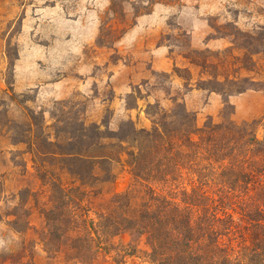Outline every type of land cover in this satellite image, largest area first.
<instances>
[{"label": "rangeland", "instance_id": "1", "mask_svg": "<svg viewBox=\"0 0 264 264\" xmlns=\"http://www.w3.org/2000/svg\"><path fill=\"white\" fill-rule=\"evenodd\" d=\"M139 17H148V23L131 33ZM262 28L264 0H0V255L22 252L25 244L35 264H117L114 248L130 242L123 234L111 243L110 254L85 256L71 251L65 241L58 255L48 254L40 242L45 221L35 208L30 210L31 230L14 232L9 214L19 203L15 195L43 189L26 146L13 145L27 130V114H43L51 127L64 128L78 118L86 124L107 122L117 131L132 120L138 129L151 131L163 111L182 103L202 128L209 118L223 121L228 99L235 108L233 120L255 122L261 138ZM157 46L169 49V60L154 68ZM244 79L259 83L262 90L230 98L212 92L231 91L216 81ZM149 104H159L151 110L154 117L147 115ZM133 146L124 144V151ZM121 155V162L98 165L97 180L84 187L92 211L111 214L119 222L134 218L147 199L145 185L134 178L127 155ZM59 176L66 186L80 185L68 175ZM117 195H126L129 207L119 208ZM124 264L146 263L128 258Z\"/></svg>", "mask_w": 264, "mask_h": 264}, {"label": "trees", "instance_id": "2", "mask_svg": "<svg viewBox=\"0 0 264 264\" xmlns=\"http://www.w3.org/2000/svg\"><path fill=\"white\" fill-rule=\"evenodd\" d=\"M215 84L231 87L227 93L212 91L228 98L262 90L249 79ZM159 108L149 104L147 115L154 117L151 110ZM234 114L226 99L223 121L209 118L199 128L196 116L177 103L162 112L151 131L138 129L132 120L117 131L107 122L86 124L78 118L64 128L51 127L43 114H27V130L13 145L26 146L43 189L15 195L19 203L9 214L12 229L29 232L35 208L45 221L41 245L52 255L61 252L65 241L81 255H108L113 240L128 234L130 242L114 248L117 264L128 258L146 264H264V133L259 138L255 122L237 124ZM124 144L135 146L126 152ZM122 152L134 178L145 185L147 199L134 218L119 222L111 214L94 213L84 187L97 180L98 165L121 162ZM59 173L80 185L66 186ZM116 198L119 208L129 207L126 195ZM27 253L29 245L24 244L22 252L0 255V264H35Z\"/></svg>", "mask_w": 264, "mask_h": 264}, {"label": "crops", "instance_id": "3", "mask_svg": "<svg viewBox=\"0 0 264 264\" xmlns=\"http://www.w3.org/2000/svg\"><path fill=\"white\" fill-rule=\"evenodd\" d=\"M155 13L153 12L151 15H149L148 17H154ZM148 17H139L137 19V23L135 25V27L131 30V33L132 32H136L143 23H148V21L146 19H148ZM129 37H130V34H128L125 38H124V41H128L129 40ZM153 54H154V63H153V66L154 68L156 66H159L160 63H162V61H167L169 60V49L165 46H157L154 50H153ZM163 62V64H165V70L164 71H169L170 70V67H166V63Z\"/></svg>", "mask_w": 264, "mask_h": 264}]
</instances>
